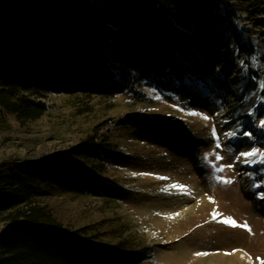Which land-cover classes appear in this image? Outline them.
<instances>
[{"label":"rangeland","instance_id":"374dc122","mask_svg":"<svg viewBox=\"0 0 264 264\" xmlns=\"http://www.w3.org/2000/svg\"><path fill=\"white\" fill-rule=\"evenodd\" d=\"M231 1L257 53H240L230 41L228 53L240 82L245 61L260 71L258 90L243 92L241 84L240 97L227 107L180 84L163 93L142 82L134 87L137 93L95 97L87 105L77 97L50 94L42 98L48 111L37 119L0 113V165L64 152L93 170L99 180L90 183L89 192L53 191L37 200L67 231L109 246L149 249L142 264H207L217 256L231 259L217 264H261L264 36L244 5ZM149 143L159 148L149 149ZM253 149L259 150L255 156H240ZM145 196L161 198L162 211L141 207ZM171 204L180 207L171 213ZM227 219L246 223L251 231ZM193 235L207 241L183 245Z\"/></svg>","mask_w":264,"mask_h":264},{"label":"trees","instance_id":"16d2710c","mask_svg":"<svg viewBox=\"0 0 264 264\" xmlns=\"http://www.w3.org/2000/svg\"><path fill=\"white\" fill-rule=\"evenodd\" d=\"M238 1L264 36V0ZM239 18L231 0H0V113L34 120L48 111L42 98L50 94L87 105L95 97L137 93L142 82L163 93L188 85L231 106L241 84L243 92L256 91L262 80L248 61L241 82L235 76L227 42L248 56L257 53ZM7 164L0 165V264L149 259V249L109 246L65 230L37 200L53 191L89 192L99 180L93 170L64 152Z\"/></svg>","mask_w":264,"mask_h":264},{"label":"bare ground","instance_id":"6f19581e","mask_svg":"<svg viewBox=\"0 0 264 264\" xmlns=\"http://www.w3.org/2000/svg\"><path fill=\"white\" fill-rule=\"evenodd\" d=\"M148 147H149V149H157V148H159V147H156L154 144H151V143H149ZM193 189H194V192L197 194V197L199 196V198H200L201 190L199 189V187L197 185H193ZM160 201H161V198H159L157 196H155L153 198H148L147 196H145L141 207L150 208V209H152L154 211L157 210V211L161 212L162 208L159 205ZM174 205L173 204L170 205L169 209H170L171 213H173L174 211H176L180 207V206H178L177 208H175ZM177 205H179V204H177ZM184 207H185V205H184ZM186 209L189 210V207L186 208ZM179 216H181V214ZM188 241L189 242H186V243L184 242L183 245H185V246H187V244H190V245H204V241H207V239L202 241V239L200 237H198L196 235H193V236L189 237ZM218 259L220 260L219 262H223L224 260H228V262H229V260H231L228 257L225 258V257H222V256L221 257L217 256V257L210 258V261L207 264H217V260ZM229 264H234V262L232 261Z\"/></svg>","mask_w":264,"mask_h":264},{"label":"snow or ice","instance_id":"6c2138e0","mask_svg":"<svg viewBox=\"0 0 264 264\" xmlns=\"http://www.w3.org/2000/svg\"><path fill=\"white\" fill-rule=\"evenodd\" d=\"M204 119H208V117L204 116L203 117ZM235 133H231L230 135H234ZM213 135L215 136L216 135V132H215V128H213ZM246 135H250V134H246ZM219 146V145H217ZM259 150L258 149H253L252 151H249V152H242L240 153V156H244V157H250V156H255L257 154ZM217 159H222V157H219L217 156L216 157ZM219 170V169H218ZM173 187H179L181 189H186L187 186L185 185H173ZM211 199V198H209ZM225 223H230L232 224L233 226H238V227H245V228H248L249 231H251L250 227L245 223V224H237L234 220L232 219H227L224 221ZM196 255H206V253H197ZM261 264H264V260H262Z\"/></svg>","mask_w":264,"mask_h":264}]
</instances>
